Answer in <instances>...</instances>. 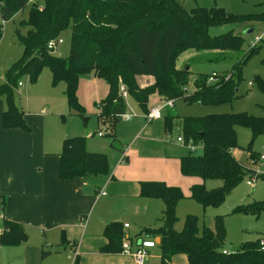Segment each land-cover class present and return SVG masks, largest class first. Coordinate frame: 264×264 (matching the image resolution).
<instances>
[{
  "label": "trees",
  "instance_id": "16d2710c",
  "mask_svg": "<svg viewBox=\"0 0 264 264\" xmlns=\"http://www.w3.org/2000/svg\"><path fill=\"white\" fill-rule=\"evenodd\" d=\"M24 10H27L26 17L14 29L24 57L7 69L4 84L0 86V96L6 100L2 126L29 129L12 96V88L20 74L26 73L34 80L41 67L49 68L52 84L62 81L65 85L63 93L68 112L83 115L84 108L76 95L78 76L91 71L107 85L106 96L97 103V118L113 136L110 145L116 141L114 127L126 110L121 86L144 113L151 93L171 101L180 98L200 103L221 101L231 98L237 91L241 67L257 47L254 44L244 51L232 70L215 75V81L208 82L206 76L197 77L194 94L185 96L183 87L187 83L189 67L177 68L176 57L193 49L199 59H224L227 50L240 47L241 34L230 29L210 35L209 28L233 25L244 30L246 26L243 25L249 22L247 16L233 15L220 7H195L185 11L175 0H0V37L1 23ZM66 29H70L68 55L57 56L46 48V43ZM227 74L229 76L225 78ZM138 75H151L153 82L141 87L136 80ZM163 122L166 133L175 129L185 143L191 140L202 145L198 153L189 151L179 158L180 172L199 177L202 182L221 180V185L215 189H206L204 183L191 185L190 197L197 199L203 207L218 206L250 171L232 155V149L237 146L235 126L247 127L252 137L264 133V116L244 113H209L182 118L165 115ZM83 139V136L64 138L58 154L59 179L108 174L105 154L85 149ZM139 195L163 202L158 217L161 225L145 229L146 233L160 238L157 247L162 264H172L171 258L175 254L185 255L188 264H264L260 239L242 242L237 249L222 253L225 229L221 215H215L213 229L200 224L197 216L192 214L185 216L180 230L174 229L175 205L184 197L178 186L163 181H141ZM260 203H256L254 209L241 205L235 210L257 212L264 207ZM0 207L3 212L4 199ZM121 228L118 221L105 225L106 242L100 247L101 252L119 251L123 236ZM26 237L21 224L2 216V245L17 246L26 241ZM48 253L42 251L41 257Z\"/></svg>",
  "mask_w": 264,
  "mask_h": 264
},
{
  "label": "rangeland",
  "instance_id": "374dc122",
  "mask_svg": "<svg viewBox=\"0 0 264 264\" xmlns=\"http://www.w3.org/2000/svg\"><path fill=\"white\" fill-rule=\"evenodd\" d=\"M175 2L185 11L195 7H220L230 14L247 16L249 22L243 26L252 28V32L249 34H242V30L233 25L209 28L210 35L224 33L230 29L241 34L240 47L227 50L224 59L220 61L199 59L198 53L193 49L185 50L176 57V67L180 69L185 66L189 67L187 83L183 87L185 96L194 94V83L197 77L206 76L209 78V76L215 77L217 74L229 73L233 64L242 57L244 51L254 44H257V47L242 65L239 72L240 79L236 84L237 91L231 98L208 103L188 101L183 98L176 99L173 101V106L162 110L161 116L157 120L163 122L165 114L175 118L197 117L209 113H244L254 117L264 116V0H175ZM26 15L27 10H24L7 22L1 23L3 31L0 37V86L4 84L7 69L24 57L22 46L14 35V29ZM255 35L262 36L263 39L254 43L253 36ZM69 36L70 29L64 30L57 36L62 39V42L57 44L53 50L55 55L61 57L68 55ZM64 88L65 85L62 81L52 84L50 70L43 66L34 80H31L26 73L20 74L16 78V84L12 88L13 101L22 110L24 122L30 128L31 125L41 126L42 124L45 130L46 147L48 150L50 149V152L60 153L64 138L83 136L85 149L105 154L108 174H112L115 160L120 158V161L126 164L123 156L121 157L120 150L130 144V137L136 131L138 123L141 125L143 122L145 123L143 111L137 107L130 95H125V113L135 115L131 120L121 119L115 125L114 132L119 141L114 140L112 143L115 148L119 149L117 150L109 146L113 136L97 118L99 112L97 103L106 92L104 83L99 79H94L91 71L79 74L76 94L77 100L84 108L83 115L68 112L63 93ZM148 97V108L166 101L160 98L157 93H151ZM5 102V98L0 96L2 110L5 107ZM234 129L237 146L232 149V155L250 171L216 207H203L197 199L190 197V187L194 184L192 182L199 177L183 175L179 167L175 168L172 165L176 158L157 155V151L163 145H166V149L176 157L189 152L186 146L176 142L177 130L172 131L171 137L169 134H165L163 129L159 136H155L156 126L145 130L143 136H154L158 137L155 139L164 141L161 142V145L152 144L153 154L139 155L135 160L130 161L131 168H145L152 172L155 171L156 174H165L171 179L170 182L177 183L184 197L179 199L175 205L174 229H181L187 214L197 216L200 224L213 229L215 215H221L225 229L223 248L228 251L237 249L242 242L264 238V207L257 212L235 210L237 206L241 205H249L251 209H254L256 203L264 204V159L260 158L261 155L264 156V133L252 137L250 130L245 126H235ZM98 132H101L102 136H98ZM119 173L131 175L133 170L121 168ZM247 180L251 181V185L246 183ZM204 182L206 189H215L221 185V180L218 179H206ZM103 190L108 195V191L105 188ZM152 202L154 201L120 194L109 196V199L103 200L101 204L107 211L117 215L116 221L121 224L124 221L127 222L129 228L124 229L125 235L140 240V238L152 239L153 235L146 233L145 229L161 225L158 219L161 214L160 210L155 212L156 205ZM34 238V235L29 234L26 240L31 242ZM21 252V246L8 248L0 242V264H17ZM154 252L159 253L158 247L155 246L149 250L151 254Z\"/></svg>",
  "mask_w": 264,
  "mask_h": 264
},
{
  "label": "crops",
  "instance_id": "0c3cea01",
  "mask_svg": "<svg viewBox=\"0 0 264 264\" xmlns=\"http://www.w3.org/2000/svg\"><path fill=\"white\" fill-rule=\"evenodd\" d=\"M93 78L99 79L94 76ZM99 80L105 85L106 92L103 95L105 97L107 85L102 79ZM136 80L141 87L153 82L151 75H138ZM148 107L147 100V111L154 106ZM2 112L0 107L1 116ZM134 115L128 120H131ZM1 116L0 204L4 199V208L2 212L0 207V232L2 216H6L21 224L26 236L31 234L35 237L31 242L26 240L17 245L21 246L22 251L17 264H73L74 261L77 264H136L130 256L123 255L119 251L107 253L100 251V247L106 242L103 236L105 225L117 219V215L107 211L101 202L109 199L111 195L122 194L154 201L152 203L156 205L155 212L158 210L162 212L163 202L160 199L139 195V183L163 181L167 185L178 186L177 183L170 182L171 179L165 174H156L155 171L153 173L145 168H131L130 161L135 160L139 155L153 154L152 144L161 145L164 141L155 139L158 137L154 136H143L145 130L156 126L155 136H159L163 129L164 133L171 137L173 132L166 133L164 122L157 120L158 118L146 120L143 115L145 123L143 122L142 125L138 123L136 131L130 137V144L120 150L126 164L121 162L120 158L115 160L112 174L62 180L57 177L59 153L50 152V149L46 147L45 130L42 124L41 126L31 125L30 128L25 123L29 127L28 131L21 128H5L2 126ZM148 122L149 124H146ZM177 136L178 133H176ZM115 137L116 141H119L116 134ZM109 146L114 147L113 143L112 145L109 143ZM157 155L176 158L172 165L175 168L179 167L181 155L177 157L172 155L166 149V145L160 146ZM121 168L132 169L133 174L123 175L119 173ZM192 183L205 185L200 178ZM101 184L104 187L99 186ZM104 188L108 191V195L104 193ZM101 191L103 193H100ZM122 223L127 224L125 221ZM123 224L121 231L125 235L124 229H128L129 225L123 228ZM42 251L49 253L41 257ZM182 255H173L171 263L188 264L185 255ZM159 256L160 251L149 253L143 264H162Z\"/></svg>",
  "mask_w": 264,
  "mask_h": 264
},
{
  "label": "built area",
  "instance_id": "2783aa9c",
  "mask_svg": "<svg viewBox=\"0 0 264 264\" xmlns=\"http://www.w3.org/2000/svg\"><path fill=\"white\" fill-rule=\"evenodd\" d=\"M263 39L262 36L255 35L253 36V42H259ZM62 39L60 37H56L53 39H49L46 43V48L49 51H52L55 49L56 45L61 43ZM253 46V45H252ZM229 74L225 76V78H228ZM216 80V77H211L207 79L208 82H213ZM20 84V82L18 83ZM120 91L122 95L125 97L126 91L123 89V87H120ZM173 104V101L171 100H166L165 102L158 104L154 107H152L150 110H148L145 114L144 117L146 120H151L154 118H159L162 109L166 107H171ZM133 114L132 113H123L120 118L128 120ZM99 136L101 135V132L97 133ZM177 142L181 143L183 146H186L189 151L196 152L197 150H200L201 144H194L191 140H188V142H184L183 138L181 135H178L176 137ZM261 159H264V156H260ZM252 180V179H251ZM246 183L248 185H251V181L247 180ZM100 193H103L101 191ZM128 224H123V228H126ZM156 242L154 241V238L152 239H146V238H140V240L136 237L130 238L128 235H123L121 244H120V249L119 252L123 255L130 256L136 264H143L146 260V258L149 255V250L154 248L156 246ZM259 245L261 249H264V240L260 239ZM228 250H222V253H227Z\"/></svg>",
  "mask_w": 264,
  "mask_h": 264
},
{
  "label": "water",
  "instance_id": "95a60500",
  "mask_svg": "<svg viewBox=\"0 0 264 264\" xmlns=\"http://www.w3.org/2000/svg\"><path fill=\"white\" fill-rule=\"evenodd\" d=\"M251 32H252V28H246V29L242 30V34H249ZM154 241L156 242V244H159L160 238L157 236L154 238Z\"/></svg>",
  "mask_w": 264,
  "mask_h": 264
}]
</instances>
